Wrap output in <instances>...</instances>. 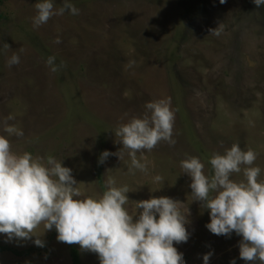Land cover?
<instances>
[{
    "label": "rangeland",
    "instance_id": "374dc122",
    "mask_svg": "<svg viewBox=\"0 0 264 264\" xmlns=\"http://www.w3.org/2000/svg\"><path fill=\"white\" fill-rule=\"evenodd\" d=\"M36 2L0 0V119L11 116L7 123L23 132L0 130L11 150L62 160L80 198L99 196L112 179L128 186L130 212L134 202L153 197L185 203L190 236L174 244L185 264H202L208 252V264H246L238 256L239 236L205 228L207 210L192 202L191 180L179 162L198 157L210 174L208 158L237 143L257 153L254 164L264 180V6L251 0H70L78 15L66 11L34 29ZM61 3L55 0L56 7ZM14 53L20 62L8 67ZM49 57L53 65L46 64ZM165 96L175 113V144L162 141L143 157L138 153L147 172L129 173L127 155L98 163L101 152L119 151L116 128ZM156 175L162 182L153 181ZM42 233V225L33 232L42 248L32 239L5 242L0 234L8 249L0 264H71V246L81 264H99L95 253L58 242L55 230Z\"/></svg>",
    "mask_w": 264,
    "mask_h": 264
},
{
    "label": "clouds",
    "instance_id": "9594fccd",
    "mask_svg": "<svg viewBox=\"0 0 264 264\" xmlns=\"http://www.w3.org/2000/svg\"><path fill=\"white\" fill-rule=\"evenodd\" d=\"M251 2L256 8L264 6V0ZM34 7V29L66 11L79 14L70 0H62L59 7L55 0H37ZM210 33L218 34L216 29ZM2 48L9 46L4 43ZM53 60L49 57L46 64L53 65ZM19 62L14 53L6 64L12 67ZM11 119H0V130L23 136L22 130L7 123ZM174 119L169 97L147 102L142 117H132L116 128L119 151L101 152L98 163H104L110 155L119 160L127 155L129 173L147 172L146 162L137 159V154L143 157L144 152L162 141L174 145ZM256 159L254 150L245 151L233 143L208 158L210 174H205V164L198 157L179 162L183 174L191 180L188 187L192 202H199L200 208L207 210L209 222L205 228L216 236H239L238 256L246 264H264V180L258 179L261 168L255 166ZM237 173L242 174V180L232 179ZM153 181L162 182V177L156 175ZM77 184L71 169L62 167V160L52 156L42 159L28 152L17 154L11 150L9 140L0 135V234L5 242L32 239L35 246L42 248L41 235H33L42 225L43 233L55 230L58 242L95 253L99 264H185L174 244L189 239L185 227L189 224L188 205L168 197H153L134 202L135 209L130 212L125 207L130 202L127 185L117 187L114 180L108 179L99 196L80 198ZM211 255L204 254L202 264H208ZM229 264H235V259Z\"/></svg>",
    "mask_w": 264,
    "mask_h": 264
},
{
    "label": "trees",
    "instance_id": "16d2710c",
    "mask_svg": "<svg viewBox=\"0 0 264 264\" xmlns=\"http://www.w3.org/2000/svg\"><path fill=\"white\" fill-rule=\"evenodd\" d=\"M6 250H8L6 247L0 245V253ZM69 253L71 258V264H81L79 253L73 246L70 247Z\"/></svg>",
    "mask_w": 264,
    "mask_h": 264
}]
</instances>
